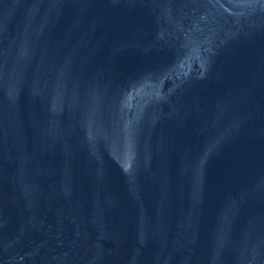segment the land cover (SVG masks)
Returning a JSON list of instances; mask_svg holds the SVG:
<instances>
[{"label":"water","instance_id":"water-1","mask_svg":"<svg viewBox=\"0 0 264 264\" xmlns=\"http://www.w3.org/2000/svg\"><path fill=\"white\" fill-rule=\"evenodd\" d=\"M0 264H264V0H0Z\"/></svg>","mask_w":264,"mask_h":264}]
</instances>
